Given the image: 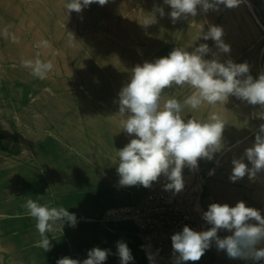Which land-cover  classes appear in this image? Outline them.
Returning <instances> with one entry per match:
<instances>
[{
  "label": "rangeland",
  "instance_id": "obj_1",
  "mask_svg": "<svg viewBox=\"0 0 264 264\" xmlns=\"http://www.w3.org/2000/svg\"><path fill=\"white\" fill-rule=\"evenodd\" d=\"M263 1L240 0L206 13L198 6L196 17L173 23L164 0H109L69 15L66 0H0V30L9 26L20 41L0 36V264H56L65 256L83 261L94 247L110 250L104 264H120L117 241L130 248L129 264H150L149 254L153 264H174L171 236L185 225L198 232L211 227L198 204L201 181L185 167L179 193L164 190V177L150 188L119 186L116 150L133 137L116 114L118 93L132 68L167 56L172 45L190 52L198 43L212 48L213 40L197 39L212 25L223 29L225 42L253 18L259 26ZM156 6L163 7V17L154 13ZM68 32L77 40L74 47ZM42 40L51 47L37 48ZM37 52L54 64L43 80L21 63ZM213 53L219 52L204 58ZM232 105L229 98L225 105L203 107L218 110L228 124ZM29 198L76 215L75 227L65 224L63 232L49 234L50 251L38 246L36 222L22 207ZM240 201L264 216L262 193ZM231 234L218 232L220 238ZM186 264L254 262L230 259L213 242L199 261Z\"/></svg>",
  "mask_w": 264,
  "mask_h": 264
},
{
  "label": "clouds",
  "instance_id": "obj_2",
  "mask_svg": "<svg viewBox=\"0 0 264 264\" xmlns=\"http://www.w3.org/2000/svg\"><path fill=\"white\" fill-rule=\"evenodd\" d=\"M109 0H66L63 10L67 15L81 13L93 3L104 6ZM240 0H164L170 6L169 16L173 23L180 19L196 17L198 6L206 13L209 10L219 11V6L236 7ZM154 13L165 15L163 7H154ZM155 22V15L153 14ZM153 22H146L147 26ZM223 29L212 25L207 32L201 31L197 39L213 40L220 52L229 53L230 46L225 44ZM0 36L19 43V37L9 31V26L0 30ZM77 42L73 33L68 32L69 46ZM37 48L47 49L51 44L42 40ZM211 52L204 43L191 52L182 47L174 48L167 56L145 61L131 69L128 82L118 93L119 116L122 130L130 141L116 150L118 162L116 171L120 187L143 186L150 188L154 182L164 177L165 191L179 193L184 188L183 169L196 170L199 160H213L214 154L221 152L225 145L223 132L227 125L218 112H211L206 120L187 118L182 115L185 108L198 111L204 105L215 108L225 105L230 96L259 105L264 108V73L258 78L250 74L247 62L235 63L231 59L220 62L213 53L212 59L204 57ZM41 53L36 58H21L25 68L38 79H46L54 70L51 60H42ZM192 89L182 102L175 95L167 96L166 90ZM264 119V113L260 114ZM246 157L251 167L244 162ZM233 167L229 179L237 182L246 175L250 180L258 173L264 172V124L259 126L251 147L244 151L241 158H233ZM210 174H213L210 172ZM42 199V196H40ZM27 215L35 220L39 233L38 246L44 252L52 248L51 233L62 231L65 224L75 227L77 218L63 206H51L48 202L40 203L31 198L22 205ZM202 219L211 227L205 231H195L185 225L181 232L171 236L174 264L197 262L215 242L218 251L226 252L230 259L251 260L254 264L264 261V216L260 210L246 206L239 201L235 206L212 203L202 213ZM253 221L255 223H253ZM220 230L231 232L224 238L218 236ZM143 247V246H142ZM110 255L109 249L94 247L83 261L68 256L57 260L56 264H104ZM117 255L120 264H129L134 258L127 243L117 241ZM150 264L154 258L148 255Z\"/></svg>",
  "mask_w": 264,
  "mask_h": 264
},
{
  "label": "crops",
  "instance_id": "obj_3",
  "mask_svg": "<svg viewBox=\"0 0 264 264\" xmlns=\"http://www.w3.org/2000/svg\"><path fill=\"white\" fill-rule=\"evenodd\" d=\"M260 24L257 25L255 18L251 21V25L244 28L234 29L233 38L229 37L225 44L230 46L229 53L220 52L214 42L212 51H218L216 57L220 62L231 59L235 63L247 62L250 66V74L253 78H258L264 73V1L261 2L260 9H257ZM225 35V32H223ZM199 46L196 45V47ZM178 47L172 45L171 51ZM167 96L175 97L181 102L191 94L192 89H173L166 90ZM233 100V105L227 113L228 124L223 132L224 149L215 153L211 161L206 159L199 160L198 169L194 170L200 179V190L198 192V204L202 212L207 211L208 206L212 203L228 204L235 206L237 202L244 197L256 194L264 195V172L257 174L255 179L250 180L246 175L237 182H232L229 177L232 172V159L241 158L246 148L251 147L255 140V134L264 119L260 114L264 113V108L259 105H249L247 102L237 99L235 96L229 97ZM202 107L198 111L185 108L182 115L187 118H196L206 120L209 112ZM220 114V112L217 110ZM244 162L251 167L246 157ZM212 172L213 174H210ZM253 202V199H248ZM206 224L209 225L207 222Z\"/></svg>",
  "mask_w": 264,
  "mask_h": 264
},
{
  "label": "bare ground",
  "instance_id": "obj_4",
  "mask_svg": "<svg viewBox=\"0 0 264 264\" xmlns=\"http://www.w3.org/2000/svg\"><path fill=\"white\" fill-rule=\"evenodd\" d=\"M249 5V7H250V4H248ZM253 14H255L254 12H253Z\"/></svg>",
  "mask_w": 264,
  "mask_h": 264
}]
</instances>
